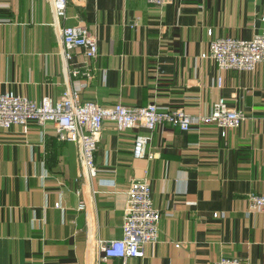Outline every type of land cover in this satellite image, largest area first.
<instances>
[{"label":"crops","instance_id":"obj_1","mask_svg":"<svg viewBox=\"0 0 264 264\" xmlns=\"http://www.w3.org/2000/svg\"><path fill=\"white\" fill-rule=\"evenodd\" d=\"M263 10L264 0H69L60 25L84 27L98 55L65 59L50 0H0V94L55 108L78 89L81 102L193 116L225 99L247 117L225 135L214 124L149 132L106 121L91 179L52 123L0 129V264H122L100 262L99 243L121 238L127 189L143 178L160 212L157 240L126 264H264V213L247 202L264 196V67L226 71L218 87L216 64L202 58L212 39L259 34ZM138 135L150 136L142 158Z\"/></svg>","mask_w":264,"mask_h":264},{"label":"built area","instance_id":"obj_2","mask_svg":"<svg viewBox=\"0 0 264 264\" xmlns=\"http://www.w3.org/2000/svg\"><path fill=\"white\" fill-rule=\"evenodd\" d=\"M148 4L163 7L174 0H146ZM69 0H50L53 23L58 28L65 59H70L69 51L81 49L86 59L98 55L95 37L82 26L60 25L66 18ZM262 29L250 40L236 38H215L202 54L217 66L220 76L218 87H222V74L236 70L253 72L257 66L264 67V10L261 14ZM211 36V33H209ZM75 72L73 75H77ZM79 91L67 88L55 108L39 106L32 100L13 93L0 94V129L24 126L30 121L39 126L52 123L56 133L65 141L75 143L79 149L81 173L90 179L97 174L94 156L104 122H112L118 131L143 129L153 132L160 127H172L187 132L196 124H214L225 135L228 129L239 128L247 117L238 110L230 108L225 99L211 105L209 113L193 116L182 109H163L154 104L139 107H126L122 104L100 106L94 102H81ZM262 119L264 120V111ZM150 136L138 135L134 140L133 153L137 158L146 155L145 147ZM248 207L253 212L264 213V196L250 193ZM57 207L59 205H56ZM83 202L78 206L83 210ZM215 218L217 214L213 215ZM160 212L154 208L151 187L146 178L134 180L126 192V205L120 239L100 241L99 260L106 262L118 259L126 264L130 258H143L144 247L157 240ZM178 247V244L175 245ZM213 264H239L237 259L220 258Z\"/></svg>","mask_w":264,"mask_h":264}]
</instances>
